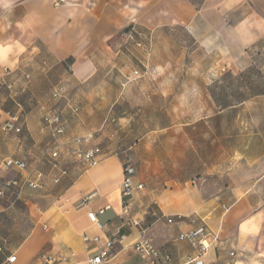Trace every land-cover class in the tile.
Masks as SVG:
<instances>
[{
    "label": "crops",
    "instance_id": "obj_1",
    "mask_svg": "<svg viewBox=\"0 0 264 264\" xmlns=\"http://www.w3.org/2000/svg\"><path fill=\"white\" fill-rule=\"evenodd\" d=\"M202 21L208 34H223L228 45L236 36L242 44L244 55L234 67L243 70L254 63L246 50L251 43L264 39V0H0V117L6 119L9 112L19 114L23 143L30 137L38 96L34 89L38 65L32 62L33 57L46 52L52 62L47 70L60 66L66 83L54 90H62L73 112V106L79 105L75 99L78 94L85 95L86 88L104 74L103 58L119 55L121 50L114 45L118 36L133 31L138 38L175 26L194 31ZM43 70L47 71L45 67ZM69 84L76 91H68ZM25 95L29 97L27 105ZM28 104L33 106L31 110ZM107 120L93 131L95 140ZM42 121L39 132L46 137V144L39 145L32 138L29 149L23 151L16 136L5 135L0 129V156L21 158L29 153L30 168L48 171L43 149L51 140L49 133L41 130ZM66 123L70 137L92 131L73 134ZM118 134L116 130L114 142L120 138ZM110 147V151L102 147V162L97 166L82 167L67 155L63 164L68 167V175L59 183L48 179L46 187H25L19 198H0V216L22 204L30 218L27 232H8L0 221V264H39L45 252L58 264H89L90 257L111 238L117 242L112 258L104 264H145L133 248L142 235L172 254L170 264H186L196 250L178 236L200 224H206L215 237L203 257L204 264H264V157L233 176L229 185L212 181L167 188L154 202L138 199L149 191L147 182L137 173L136 182H143L144 187L130 199L129 214L130 220H141V226H137L120 215L123 162L118 150L122 147ZM89 211L97 213L100 225L90 220ZM169 216L183 219L169 223ZM192 217L197 223L191 221ZM19 226L21 229L16 223ZM85 236H98L99 241H86ZM12 256L16 260L10 262Z\"/></svg>",
    "mask_w": 264,
    "mask_h": 264
},
{
    "label": "rangeland",
    "instance_id": "obj_2",
    "mask_svg": "<svg viewBox=\"0 0 264 264\" xmlns=\"http://www.w3.org/2000/svg\"><path fill=\"white\" fill-rule=\"evenodd\" d=\"M207 31L202 21L194 31L175 26L138 35L140 44L118 36L114 45L119 55L103 58L104 74L75 98L78 113L71 111L68 98L53 97L54 87L66 83L60 66L47 70L52 62L46 52L33 57L39 66L34 77L37 107L22 151L29 149L32 138L46 144L40 122L45 111L55 109L73 134L99 130L108 118L95 142L106 151L120 145L122 162L132 158L147 182L149 194L138 197L143 202L158 200L167 188L212 181L229 185L233 176L264 157V39L248 46L254 63L238 70L234 65L244 49L236 36L229 46L223 34ZM75 89L69 84L68 91ZM23 99L27 105L29 97ZM116 130L120 138L114 142ZM28 214L18 204L1 214L6 225L1 226L27 232Z\"/></svg>",
    "mask_w": 264,
    "mask_h": 264
},
{
    "label": "built area",
    "instance_id": "obj_3",
    "mask_svg": "<svg viewBox=\"0 0 264 264\" xmlns=\"http://www.w3.org/2000/svg\"><path fill=\"white\" fill-rule=\"evenodd\" d=\"M65 0H59L63 2ZM128 39L140 44L139 39L133 31L126 33ZM139 71L135 70L137 74ZM53 97L59 99L64 97L62 90L55 89ZM73 112L80 110L79 105L73 106ZM0 129L5 135L16 136L19 144L23 143L24 127L19 114L8 113V117H0ZM43 132L49 133L51 143L43 149L46 162L49 164V170L29 166V153L23 154L21 158L13 156H0V198L12 195L19 198L22 190L29 187L37 190L46 187L48 179L54 183L68 175V167L63 164V158L71 155L82 167L90 168L99 165L102 162L103 149L100 144L95 142L96 134L93 131L86 132L77 136L67 135V123L59 111L48 110L43 114L41 125ZM17 173V175H11ZM138 168L131 157H127L123 162V180L121 185L123 204L121 217L127 223L141 226V220L138 218L129 219L130 199L135 192L144 187L143 182H136ZM103 211V210H101ZM88 216L93 223L99 224L98 215L95 211H89ZM128 217V219L126 218ZM176 219H183V216H169L168 222L173 223ZM193 223H197L195 217L191 218ZM145 232V228L142 230ZM180 240L188 241L196 250V255L190 257L186 264H204L203 257L208 253L215 237L206 224H200L196 228L182 232L178 236ZM86 241H99V237L85 236ZM117 240L111 238L106 241L104 246L89 259V264H104L112 258V253ZM135 252L144 260L145 264H170L172 254L167 250H162L156 246L151 238L142 235L133 246ZM74 255V253H73ZM16 260V256L9 258L10 262ZM39 264H58L56 258L45 252L39 258Z\"/></svg>",
    "mask_w": 264,
    "mask_h": 264
},
{
    "label": "clouds",
    "instance_id": "obj_4",
    "mask_svg": "<svg viewBox=\"0 0 264 264\" xmlns=\"http://www.w3.org/2000/svg\"><path fill=\"white\" fill-rule=\"evenodd\" d=\"M6 51V50H5Z\"/></svg>",
    "mask_w": 264,
    "mask_h": 264
}]
</instances>
